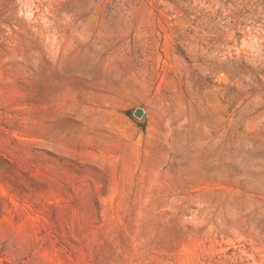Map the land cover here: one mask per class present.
<instances>
[{"label": "rangeland", "instance_id": "obj_1", "mask_svg": "<svg viewBox=\"0 0 264 264\" xmlns=\"http://www.w3.org/2000/svg\"><path fill=\"white\" fill-rule=\"evenodd\" d=\"M0 264H264V0H0Z\"/></svg>", "mask_w": 264, "mask_h": 264}, {"label": "water", "instance_id": "obj_2", "mask_svg": "<svg viewBox=\"0 0 264 264\" xmlns=\"http://www.w3.org/2000/svg\"><path fill=\"white\" fill-rule=\"evenodd\" d=\"M136 114H137V115H141V114H142V110H138V111L136 112Z\"/></svg>", "mask_w": 264, "mask_h": 264}]
</instances>
